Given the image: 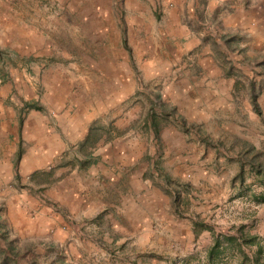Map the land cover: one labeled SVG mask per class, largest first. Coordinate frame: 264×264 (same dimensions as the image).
Listing matches in <instances>:
<instances>
[{"label": "rangeland", "instance_id": "obj_1", "mask_svg": "<svg viewBox=\"0 0 264 264\" xmlns=\"http://www.w3.org/2000/svg\"><path fill=\"white\" fill-rule=\"evenodd\" d=\"M134 5L135 0H0V106H11L6 92L18 89L11 82L12 75L20 76L21 68L14 66L13 47L48 49L51 55L29 60L53 59L58 70L67 69L71 75L66 82L75 91L76 101L82 98L107 107L105 115L93 120L89 142L115 134L137 139L143 148L141 167L147 166L144 174L154 186L163 184L159 173L187 184V189L177 186L182 214H190L215 232H227L229 220L246 218L244 232L253 231L254 221L247 216L255 204H264L259 200L264 189L248 170L246 158L254 154V161L264 164V14H252L251 34L243 26L235 33L220 25L218 34L201 37L202 44H209L206 52L201 48L176 52L171 44L160 49L155 39L150 40L152 52H144L133 42ZM142 5L144 22L149 17L157 21L155 14H147L145 0ZM115 42L120 44L118 49ZM149 53L155 60L150 69L141 66ZM206 56L212 59L213 74H217L211 83L194 78L203 72L211 74L201 66L208 65ZM11 70L15 72L11 74ZM32 70L36 72V68ZM87 71L91 86L84 78ZM250 85L258 114L249 101ZM84 90L91 97H83ZM149 107L157 114L172 109V114L158 119L156 133L148 126ZM24 148L18 143L16 147L1 144L0 153H12L13 168L19 158L17 150L21 155ZM239 161L242 182L234 178ZM48 171L27 176L14 173L10 179H0V247L9 241L18 249L15 264H104L98 258H68L66 244L60 251L46 246L43 235L31 229L39 208L29 207L27 197L54 207L44 193L53 181ZM64 218L70 221L66 212ZM253 250L254 246L244 247L247 253ZM229 255L222 253L214 262Z\"/></svg>", "mask_w": 264, "mask_h": 264}, {"label": "crops", "instance_id": "obj_2", "mask_svg": "<svg viewBox=\"0 0 264 264\" xmlns=\"http://www.w3.org/2000/svg\"><path fill=\"white\" fill-rule=\"evenodd\" d=\"M143 1L135 0L133 7L137 14L133 42L144 52H152L151 39L158 40L160 49L171 44L176 52L198 48L206 52L209 44H202L201 37L218 34L220 25L235 33L243 26L251 34L252 14H264V0H145L147 14H155L158 20L149 17L144 22ZM119 45L115 42V49ZM40 50L13 47L14 66L21 68L20 76L12 75L11 82L14 87L17 83L18 89L6 92L11 106H0V146L16 147L18 143L25 147L14 172L12 153H0V179L37 170H49L53 176L44 193L54 207L26 198L29 207L39 208L36 224L31 225L33 232L42 234L44 244L59 247V251L66 244L71 254L68 258L74 260L83 256L104 264H209L210 234L202 230L194 236L190 214L175 209L163 188L154 186L144 174L147 166L141 167L143 148L138 140L115 134L89 142L93 120L105 115L107 107L82 98L76 101L75 91L66 82L71 76L67 69L58 70L59 64L49 57L42 62L29 60L51 55L48 49ZM204 59L208 65L201 66L211 74L203 72L194 78L211 83L217 74H213L212 59ZM154 63L150 53L141 60V66L148 69L154 68ZM87 74L84 78L89 82ZM87 95L89 91L84 90L83 97ZM253 207L247 216L254 221L253 231L248 233L255 236L254 249L259 246L264 257V204ZM65 212L70 221L65 220ZM247 221L229 220L227 232L232 233L231 227L238 224L247 228ZM229 258L225 256L217 264H240L236 252L231 251Z\"/></svg>", "mask_w": 264, "mask_h": 264}, {"label": "trees", "instance_id": "obj_3", "mask_svg": "<svg viewBox=\"0 0 264 264\" xmlns=\"http://www.w3.org/2000/svg\"><path fill=\"white\" fill-rule=\"evenodd\" d=\"M227 39H225V42ZM249 101L252 109L255 113H259L257 104L255 102V93L252 88V85L249 86ZM28 107H34L31 104H26ZM159 112L158 114L152 110V107H149L148 113V126L151 127L154 133L157 132V127L159 125V120L161 117L165 115L172 114V109L169 112ZM181 125H185L184 121H180ZM17 157L20 156V149L17 150ZM248 152H244L243 157ZM254 154L250 155V157L246 158L248 170L256 176L258 183L264 189V164L254 161ZM243 164L239 161V168L236 172L234 178L238 179L239 182L243 181ZM159 178L163 181L161 187L165 191V193L171 198V202L173 207L181 212L179 209L178 201H179V190L178 187L181 185L183 188L187 189L186 183L178 182L176 179L170 178L167 174L159 173ZM255 197V196H254ZM259 200H264V195L259 196ZM192 225V233L196 236L200 231L206 230L210 234L211 244L207 250V258L208 263L213 264L215 260L219 259L220 254L226 252H236L240 255V264H264V260L262 259L261 249L259 246H255V249L247 253L244 251V247H252L255 244V236L249 235L247 232H244V225L238 224L237 226H232V233L229 232H215L213 228L196 219H191ZM14 246H12L11 242H6V245L2 248L0 247V264H15L17 262V257H20L19 251H17ZM47 264H53V262L49 261Z\"/></svg>", "mask_w": 264, "mask_h": 264}]
</instances>
